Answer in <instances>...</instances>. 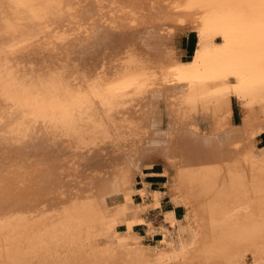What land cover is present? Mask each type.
<instances>
[{"label": "bare ground", "instance_id": "obj_1", "mask_svg": "<svg viewBox=\"0 0 264 264\" xmlns=\"http://www.w3.org/2000/svg\"><path fill=\"white\" fill-rule=\"evenodd\" d=\"M11 1L0 0V264H264V47L229 59L200 38L184 61L174 35L184 21L174 17L193 8L180 12L182 0H31L41 20L26 0L17 10ZM186 1L182 9L198 2ZM209 1L193 14L240 3ZM233 72L254 75L243 81L240 124L221 85ZM165 81L185 86L173 84L176 94L169 85L174 98ZM159 83L172 102L143 101L158 97ZM155 165L168 182L165 193L145 189L152 206L167 196L186 214L146 247L132 234V186Z\"/></svg>", "mask_w": 264, "mask_h": 264}, {"label": "rangeland", "instance_id": "obj_2", "mask_svg": "<svg viewBox=\"0 0 264 264\" xmlns=\"http://www.w3.org/2000/svg\"><path fill=\"white\" fill-rule=\"evenodd\" d=\"M18 2L19 0H15V2ZM22 1V0H21ZM33 1V0H32ZM31 0H26V3H29L30 4V7L32 6V4H34V3H30V2H32ZM47 1V0H46ZM46 1H44L43 0V2H46ZM51 1V0H50ZM99 1V0H98ZM144 0H142V2H143ZM172 1V0H171ZM170 1V2H171ZM178 1V0H177ZM185 1L186 0H184V2H183V0L181 1V4L182 5H184L185 4ZM190 1H192V0H190ZM198 1V2H197ZM200 0H193L192 2L195 4L196 2H197V4L200 6V4L203 6V4L205 3L203 0L201 1V3L199 2ZM225 1V4L227 3V2H231V0H224ZM227 1V2H226ZM12 2V4L13 3H15L14 1H11ZM16 2V3H17ZM24 1H22V3L19 1L17 4H19V5H21V4H24L25 5V3H23ZM34 2H36L35 3V5L37 4V5H39L40 6V4L38 3L39 1H34ZM40 2H42V1H40ZM147 2H149L148 0L146 1V4H147ZM170 2H168V3H170ZM174 2V1H173ZM173 2H171V5H173ZM180 1H178V2H174L175 4L176 3H178V4H176L177 6L180 4L179 3ZM187 2V4H188V1H186ZM192 2H189L190 4H192ZM209 2H211V1H209ZM165 3H167V1L165 2ZM167 3V5L169 6L170 4H168ZM184 3V4H183ZM224 2H222V4H223ZM29 4H27V5H29ZM46 4H48V3H46ZM143 4H145V2L144 3H142V5ZM189 4V5H190ZM194 5L193 7H192V5L191 6H188V7H186V5H185V7H183L184 9H186V10H184V9H182V5H180L179 7L181 8H178V9H176V11L175 10H173V9H175L173 6V8H172V10H169V8L167 9L168 11H173V12H178V10L180 9V12L182 11V12H184V11H187L188 10V13L189 12H191V11H189V10H191L192 8V14H193V10L195 9V8H197L198 7V5ZM228 4V3H227ZM226 4V5H227ZM24 5H23V7H24ZM141 4H139V7L140 6H142ZM150 6V4H147V6ZM163 5H165V4H163L162 3V6ZM167 5H165L166 7H167ZM176 5H174L176 8H177V6ZM225 5V6H226ZM13 6H15V10H17L16 9V4H13ZM26 6V5H25ZM146 8H145V7ZM144 6H142V7H144L143 9L144 10H146L147 8H149V7H147L146 5H144ZM201 6V7H202ZM225 6H223V7H225ZM29 9V11L28 12H30V14L32 13V15L30 16V18L33 16V13H34V15L35 16H38V17H35V16H33V17H35V20L38 18L39 20H41L42 19V17L40 16L42 13H40V14H38L39 12H37V10L36 11H33L34 9H35V6L33 5L32 7H34L33 9H30V7L29 6H27ZM222 7V8H223ZM17 8H20V6L18 7V5H17ZM190 8V9H189ZM23 9V8H22ZM21 9V10H22ZM143 9H141V11H139L138 10V12H136V13H139L140 12V14H141V16H142V13H144L143 12ZM224 9V8H223ZM236 10V12L233 10V13L232 14H236L237 15V13H238V15L241 13H239L238 12V10L239 9H237V8H235ZM250 9V8H249ZM248 9V11L246 12V14L248 13V15L249 16H252V14L254 15L255 14V12L253 13V11L255 10V9H252V10H249ZM18 10H20V9H18ZM24 10V9H23ZM22 10V11H23ZM32 10V11H31ZM148 10V9H147ZM147 10H146V13H144V15H146V16H144V17H147L148 15L150 16V13H151V11L150 10H154V9H152V8H149V12H148V14H147ZM203 11V15L201 14V12ZM204 10H205V8H204ZM203 10V8L201 9V8H199V11H201L200 12V14H201V16L202 17H204V16H209V14H207V12H205ZM22 11H19V15H20V13L22 12ZM27 11V10H26ZM131 11H133V10H131ZM136 11V10H135ZM196 11H198V10H196ZM195 11V12H196ZM198 11V12H199ZM220 9L217 11V13L215 12V11H211V12H213V13H210V15H212L213 14V16H214V18H216V16H217V19L216 20H218L219 21V19H221V20H223L224 18L225 19H230V20H232V18H231V12L232 11H230L229 10V12H228V10L227 9H224L223 11L221 10L220 12ZM239 11H241V9L239 10ZM249 11L251 12V13H249ZM28 12H26L27 14H28ZM37 12V13H36ZM127 12V11H126ZM134 12V11H133ZM133 12H131V14H133ZM194 12V13H195ZM205 12V13H204ZM208 12H210V11H208ZM228 12V13H227ZM25 12H22V14H24ZM25 13V14H26ZM102 13V12H101ZM108 13V12H107ZM129 13V12H128ZM135 13V14H136ZM179 13V12H178ZM187 13V12H186ZM21 14V15H22ZM26 14V15H27ZM29 14V15H30ZM196 14H197V12H196ZM199 14V13H198ZM197 14V15H198ZM205 14V15H204ZM220 14V15H219ZM230 14V15H229ZM251 14V15H250ZM17 15V14H16ZM19 15H17V17H19ZM20 15V16H21ZM26 15H24L25 17H26ZM28 15V16H29ZM137 15V14H136ZM139 15V14H138ZM189 15V14H188ZM229 17H228V16ZM140 16V17H141ZM198 16H200V15H198ZM235 16V15H234ZM31 18V20L32 19H34V18ZM40 17V18H39ZM46 16H44V18H45ZM138 17V16H137ZM150 17H153V16H150ZM222 17H224V18H222ZM20 18V17H19ZM26 18H28V17H26ZM30 18H28L29 20H30ZM25 19V18H24ZM37 19V20H38ZM41 27V25H38L37 27V29H39V30H41V31H45V30H51L49 27H45V25H44V27ZM43 26V25H42ZM6 30L7 29H5V33L3 34V36H5L6 37V39L8 40V38L10 39V40H8V41H11V40H15L16 39V37L14 36V34L12 35V32L10 33V32H8V33H10V35L8 34V33H6ZM10 30V29H9ZM252 30L254 31V28H252ZM187 35H188V33L187 34H184V35H182V37H181V39H180V47L181 48H183L184 47V42H185V39H186V37H187ZM13 37V38H10V37ZM220 36H221V45H219V46H217V45H213L212 43L210 44L211 46H212V48H211V50H209L210 52L212 51V52H220L221 51V49L227 44V36L225 35V32H224V30H222V31H220ZM201 40L200 39H198V41H197V46H196V48H195V45H196V40H195V44H194V47H193V49H195V52L197 51V48L198 47H200V49H201V45H200V42ZM7 48H9V47H7ZM6 48V49H7ZM215 48V49H214ZM217 48V49H216ZM199 49V50H200ZM8 50V49H7ZM195 52H194V54H195ZM238 55L240 54L239 52H236ZM193 54V53H192ZM190 55H191V52L189 51V52H187L186 50H183V60H187V61H189L190 60ZM194 56V55H193ZM120 59H121V57H120ZM123 60H121V62H120V64L122 65L123 64V66L125 67V66H127L128 64H126V63H129L130 61L128 60V62H126L127 60H124L126 63H124V61L122 62ZM226 61V60H225ZM116 63H117V61H116ZM218 63H220V61H218ZM225 63V62H224ZM130 64V63H129ZM134 64V63H133ZM116 65V64H115ZM118 67H117V69L119 68V70L118 71H121L120 69H122L123 68V66H121V67H119V64L117 65ZM224 66H225V64H224ZM242 66H244L243 64L241 65V67ZM195 68H197V69H199V68H201V66H200V63L198 64L197 63V65H196V67ZM194 68V69H195ZM4 69V68H3ZM116 69V68H115ZM125 69V68H124ZM196 69V70H197ZM201 70V69H200ZM98 71H100V70H98ZM122 71H123V69H122ZM126 70H124L123 71V73L125 72ZM9 72H11V71H9ZM201 72H202V74H203V71L201 70ZM201 72H199V74L201 73ZM54 73H56V72H54ZM95 73L96 72H93V73H91V74H89V75H87V74H85L84 76H87L86 78H90L91 77V75H92V77H94V76H96L95 75ZM126 73H128V72H126ZM125 73V74H126ZM237 73V72H236ZM235 72H233V73H230V74H228V75H233V76H235L236 78H237V80H238V82H243L244 80H247V79H251L250 81L251 82H253L254 80V75L252 76H250V77H252V78H250V77H246L245 79H244V74L242 75H240V73H238V74H236ZM50 74V73H49ZM52 74H53V72H52ZM94 74V75H93ZM129 74V73H128ZM136 73H134V75H135ZM137 74H138V72H137ZM139 74H141L140 72H139ZM139 74L137 75V76H139ZM202 74H200V75H202ZM127 75V74H126ZM126 75H123V76H126ZM132 76H133V74H131ZM227 75V76H228ZM48 75H46V77H47ZM76 76V75H75ZM121 77H122V75H120ZM132 76H130V77H132ZM223 76V75H222ZM225 77V79H226V75H224ZM240 76V77H239ZM51 77H52V75H51ZM53 77H55V74H54V76ZM52 77V78H53ZM120 77V78H121ZM127 77V76H126ZM129 77V76H128ZM154 77V76H153ZM123 78V77H122ZM125 78V77H124ZM123 78V79H124ZM222 78V77H221ZM242 78H243V80H242ZM117 79H118V76H117ZM183 81V80H182ZM186 81V80H185ZM184 82V81H183ZM176 85H177V82H176ZM23 86V85H22ZM27 88V87H26ZM185 90H187L188 89V87H185L184 88ZM27 90H28V88H27ZM125 107H127V106H125ZM119 108V107H118ZM123 107H121V109H122ZM233 111H234V115H233V119H234V122H236L237 124H240L241 123V119H242V115H241V112H240V108L238 107V105H236V104H233ZM262 143L264 144V137H262ZM262 143H261V145H259V147H261L262 146ZM264 147V146H263ZM263 147H261V148H263ZM163 172V166L162 165H155L154 167H152V168H147V169H144V173H143V175H139V176H137L135 179H134V182H133V186H132V191L134 192V193H132L133 195H132V201H133V204H134V206L135 207H137V209H136V211H137V215L135 216V218L133 219V222H132V227H131V229H132V234L134 235V234H138L139 236H140V238L142 239V242H143V245L144 246H146V247H149V246H155V245H157L158 243H160V242H162L163 240H164V238H165V236H164V234L165 233H167V234H169V233H173V231H174V227H173V222H172V219L173 218H178V219H182V218H184V216H185V214H186V209L184 208V207H182V206H174L172 203H170V201H169V199H168V197L166 196L163 200H162V209H160L158 206H152V204H151V201H150V199L148 198V196H147V192L145 191V189H148L149 190V192H151V193H154V192H166L167 191V189L164 187V184L166 183V182H168V178L166 177V176H163V175H160L161 173ZM145 185L147 186V187H145ZM152 189V190H151ZM135 190V191H134ZM177 208H179V210H177ZM173 212V213H172ZM119 233H126L127 232V228L126 227H124L123 225L122 226H120L119 227ZM151 232H154V235L153 236H151V237H147V234H149V233H151ZM145 243V244H144Z\"/></svg>", "mask_w": 264, "mask_h": 264}, {"label": "flooded vegetation", "instance_id": "obj_3", "mask_svg": "<svg viewBox=\"0 0 264 264\" xmlns=\"http://www.w3.org/2000/svg\"><path fill=\"white\" fill-rule=\"evenodd\" d=\"M215 0H213L212 2H209V3H213ZM215 2H217V1H215ZM233 4L235 5V3L236 2H238V1H236L235 2V0H233ZM240 3H238V9L240 10L241 9V14L240 15H238V13H237V15L235 14V16H234V14H232V19L233 20H230V19H223V20H216V19H214L213 18V14L212 15H210V16H212V17H208V16H204V17H202V16H200L199 18H197L198 17V15H194V14H192V15H190L191 17H189V18H187V16L186 15H184V14H182L180 17H181V19H179L180 17L178 16L177 18L176 17H174L173 19L175 20V21H179V20H183L184 22H182V21H179V22H182V24L180 23L179 24V22H175L174 20H173V23L175 22V24H177L178 23V25H179V27L178 28H176L177 29V31H176V33L174 34V35H176L175 36V39H177V41H178V43H180V38L182 37V35H184V34H187L188 33V35H187V37H186V39H185V42H184V47L182 48V50H186L187 52H191V55H190V60H191V58L193 57V55H194V52H195V49H193V47H194V44H195V40H196V45H195V48H196V46H197V41H198V39H203L204 41L205 40H207V41H210L213 45H217V46H219V45H221V36H220V31H222V30H224V32H225V35L227 36V44L221 49V52L223 53V54H225V55H227L228 57L230 56V54H234V53H236V52H239V53H245L244 55H247V53H250L251 52V50L252 51H254V52H258V50H260V49H263V47H264V45H263V43H262V40H261V29H260V22H259V9L258 8H256L255 10V14L254 15H252V16H250L249 17V15L247 14L246 15V10L245 9H247L248 7H246V4H247V2H244V0L243 1H239ZM243 2V3H242ZM214 4V6H215V3H213ZM237 4V3H236ZM213 6V7H214ZM241 6V7H240ZM242 7L244 8L243 10H242ZM209 9H212L213 10V8H211V6H210V8ZM239 10H238V12H239ZM235 11V10H234ZM232 13V12H231ZM186 16V17H185ZM183 17V18H182ZM207 17L209 18L208 20L210 21H208V22H206L205 20H207ZM235 19H234V18ZM151 18V17H150ZM184 18H187V19H185L184 20ZM206 18V19H205ZM152 19H154V18H152ZM152 19H148V20H151L152 21ZM205 19V20H204ZM214 19V20H213ZM147 20V19H146ZM145 20V21H146ZM147 20V22H149ZM144 21V20H143ZM143 21H142V23H143ZM154 21V20H153ZM152 21V22H153ZM172 21V20H171ZM224 21H225V23H224ZM135 22V21H134ZM167 22H170V20L169 21H167ZM211 22H212V24H211ZM145 23V22H144ZM149 23H151V22H149ZM172 23V22H171ZM215 23V24H214ZM146 25H149V24H146ZM174 25V24H173ZM172 25V26H173ZM178 25H176V26H178ZM135 26V25H134ZM139 26V25H138ZM138 26H135V27H138ZM175 26V27H176ZM175 27L173 26V28L175 29ZM245 27H247V28H245ZM180 28V29H179ZM186 30H185V29ZM252 28H254V30H255V32L254 31H252ZM257 28V29H256ZM138 29H140V26H139V28ZM178 29H179V31H178ZM182 29V30H181ZM259 29V30H258ZM177 32L179 33L178 34V36H177ZM256 35V36H255ZM181 36V37H180ZM180 37V38H179ZM257 38V39H256ZM255 40V41H254ZM252 43V45H254V46H251V43ZM263 46H262V45ZM248 45V46H247ZM260 45V46H259ZM251 49V50H250ZM226 52V53H225ZM232 52V53H231ZM193 53V54H192ZM235 55H231V58L232 57H234ZM243 58H246L245 56L243 57ZM183 59V58H182ZM227 59V57H225V60ZM229 59H230V57H229ZM189 60V61H190ZM228 60V59H227ZM184 61H187V60H184ZM226 62V61H225ZM64 78H65V76H64ZM144 78H146V77H144ZM131 79V78H130ZM148 79V78H147ZM146 79V80H147ZM227 80H225V81H223V83H221V85H223V87H225L226 89H227V92L228 91H230L229 93H230V95H232V104H236V105H238L237 104V102L239 101L238 99H242V97H243V99H245L244 97H246V94H247V92H248V90H249V87H250V85L247 83V82H242V84L241 83H238V80H237V78L235 77V76H233V75H228L227 76V78H226ZM121 80V79H120ZM141 81H142V79H140ZM143 80H145V79H143ZM145 80V82H147V84L148 83H151L152 81H149L148 82V80L146 81ZM150 80V79H149ZM116 81V80H115ZM109 82V81H108ZM114 82V81H113ZM129 82V81H128ZM143 82V81H142ZM145 82H143L144 84H146ZM165 82H167V81H165ZM169 82V81H168ZM167 82V83H168ZM110 83H112V82H110ZM117 83V82H116ZM141 83V82H140ZM143 83H141V84H143ZM154 84H155V81L153 82ZM153 83H151V84H153ZM161 83H163V85H164V82H161ZM161 83H159L158 85H160ZM170 83V82H169ZM166 84V85H168V87H169V85H171L172 84V87L174 88H172V87H169V90H170V88H172V90L174 91L175 90V87H174V85H176V83H170V84ZM228 83V84H227ZM62 84V83H61ZM60 84V85H61ZM64 84V83H63ZM62 84V85H63ZM119 84V83H118ZM143 84V85H144ZM153 84V85H154ZM156 84H157V81H156ZM155 84V85H156ZM174 84V85H173ZM114 85V83L112 84V85H110L111 87ZM166 85L165 86H163V88L164 87H166ZM178 85H179V88H181V87H183V85L185 86V84H179L178 83ZM177 85V86H178ZM180 85H182L181 87H180ZM248 85V86H247ZM115 86V85H114ZM116 86H118V85H116ZM147 86L149 87V85H146V88H147ZM162 85H160L159 87H161ZM139 89V88H138ZM160 89V91L161 92H163L162 94H160L161 92H159V90L157 91L156 90V92H157V96L158 97H160V98H154V99H152L153 97H155L154 95H153V91L151 92V93H147L148 95H146L145 93V95L146 96H141L142 98H144L143 99V101L145 100L146 102H152V104H153V100H155V102H154V104L155 105H157L158 104V102H159V104L160 105H167V104H165L168 100H170V99H167L166 101H165V99H166V97H164V96H166L168 93H170L171 94V96H173L174 94H175V92L177 91V90H175V92H174V94H173V92L171 93V90L169 91L168 89H164V91H163V89H162V87L161 88H159ZM162 89V90H161ZM176 89H178V87L176 88ZM238 89V90H237ZM246 91H245V90ZM141 90V89H140ZM147 90V89H146ZM178 90H180V89H178ZM139 91V90H138ZM141 91H144L143 89L141 90ZM166 91H169L168 93L166 92ZM239 91V92H238ZM155 92V91H154ZM156 92H155V94H156ZM180 92V94H181V91H179ZM239 93V94H237V93ZM242 92V93H241ZM159 93V94H158ZM178 93V91L176 92V94ZM153 96H152V95ZM170 94H168V96H170ZM176 94L174 95V98H176ZM180 94H178L179 96H180ZM182 94H183V92H182ZM181 94V99H180V101L182 100V99H185L184 97H182L183 95ZM149 95H151V97H149ZM163 97H161V96ZM242 95V96H241ZM167 96V97H168ZM169 97V98H171L172 99V97ZM141 97H139V98H136V99H140L141 101H142V99H141ZM146 97H149V98H151V100H149L148 98H147V100L145 99ZM173 98V102H174V105H176L177 103H178V101H177V103H176V100ZM135 98H134V101H136V102H141L140 100H136ZM160 99H162V100H160ZM131 100V99H130ZM149 100V101H148ZM158 100H160V101H158ZM120 101V100H119ZM124 101V100H123ZM129 101V100H128ZM128 101H126L125 103H127ZM133 101V100H132ZM157 101V102H156ZM121 102H122V100H121ZM169 103H171L170 101H168ZM168 103V104H169ZM180 103V102H179ZM158 104V105H159ZM170 105V104H169ZM171 105H173V104H171ZM233 115H234V111H233ZM236 123V122H235ZM262 137H264V134H262L261 135V137L259 138V140L261 141V143H262ZM264 146V144L262 143V146L261 147H263Z\"/></svg>", "mask_w": 264, "mask_h": 264}, {"label": "snow or ice", "instance_id": "obj_4", "mask_svg": "<svg viewBox=\"0 0 264 264\" xmlns=\"http://www.w3.org/2000/svg\"><path fill=\"white\" fill-rule=\"evenodd\" d=\"M247 6L253 9H259V22L261 29V40L264 43V0H247ZM264 56V52H262ZM264 67V65H262Z\"/></svg>", "mask_w": 264, "mask_h": 264}, {"label": "trees", "instance_id": "obj_5", "mask_svg": "<svg viewBox=\"0 0 264 264\" xmlns=\"http://www.w3.org/2000/svg\"><path fill=\"white\" fill-rule=\"evenodd\" d=\"M177 210H179V208H177Z\"/></svg>", "mask_w": 264, "mask_h": 264}]
</instances>
